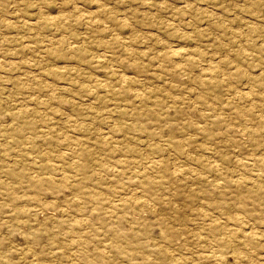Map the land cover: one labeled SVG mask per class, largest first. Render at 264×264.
Wrapping results in <instances>:
<instances>
[{
	"label": "rangeland",
	"instance_id": "rangeland-1",
	"mask_svg": "<svg viewBox=\"0 0 264 264\" xmlns=\"http://www.w3.org/2000/svg\"><path fill=\"white\" fill-rule=\"evenodd\" d=\"M0 264H264V0H0Z\"/></svg>",
	"mask_w": 264,
	"mask_h": 264
},
{
	"label": "bare ground",
	"instance_id": "bare-ground-1",
	"mask_svg": "<svg viewBox=\"0 0 264 264\" xmlns=\"http://www.w3.org/2000/svg\"><path fill=\"white\" fill-rule=\"evenodd\" d=\"M46 83V82H45ZM225 90V89H224ZM180 170V169H179ZM177 172V171H176ZM52 179V178H51ZM240 181V180H239ZM262 189V188H261ZM260 191V190H259ZM84 226V225H83ZM209 229V228H208ZM213 228L210 229V231L212 230ZM244 236V234H243ZM231 241V240H230ZM198 242V241H197ZM216 247V246H215ZM239 254V253H238Z\"/></svg>",
	"mask_w": 264,
	"mask_h": 264
}]
</instances>
